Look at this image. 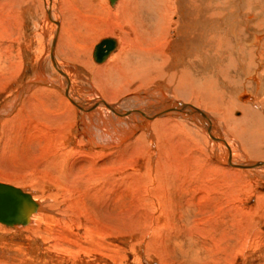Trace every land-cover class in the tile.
Instances as JSON below:
<instances>
[{"label": "rangeland", "instance_id": "obj_1", "mask_svg": "<svg viewBox=\"0 0 264 264\" xmlns=\"http://www.w3.org/2000/svg\"><path fill=\"white\" fill-rule=\"evenodd\" d=\"M106 1L53 0L52 5L48 0L49 13L45 0H0V113L10 112L12 98L22 91L24 85L37 81V85L30 87L20 98L19 110L12 115L14 117H9L10 121H4L5 118L0 121V172L12 176H8L11 180L3 182L22 186L23 190L42 199L44 204L45 198L49 200L50 197L49 203L56 207L65 206L69 201L83 211L80 217L83 224L74 222V225L72 222L66 225L59 222L51 225L53 238L50 244L56 242L59 244L56 247L46 240H35L26 229L0 223V264H264V166H253L255 162L264 161V157L256 147L241 146L234 133L237 125H231L233 119L243 116L245 106L258 104V93L254 92L255 83L245 79L246 75L242 73L244 64L236 59L235 44L229 31L228 41L223 37L216 39L217 42L213 40L211 51L201 50L199 40L198 44L192 41L191 48L174 58L178 62L176 65L187 63L190 55L191 60L195 59L191 61V75L195 76V81L201 83L204 80L207 83L208 79L215 78L218 91L220 87L224 91H220L218 101L210 99L208 94L200 97L197 93L182 95L173 88L168 90L166 87H172L176 81H168L167 73L158 79L149 77L150 84L134 91L139 99L142 98L140 101L134 100L148 106L153 113H158L161 108L168 109V112L157 115L158 118L170 117L186 124L192 130V142L183 137L184 134L170 132L171 138L163 143L166 145L161 146L162 149L160 146L148 148L146 144H141V147L140 144L134 145L133 141L138 132L121 144H113V148L97 150L103 154L113 153L110 157L88 160L84 158L85 152L80 151L79 155L71 153L67 161L60 159L62 168L53 171L51 161L64 155L67 147L73 144L67 142L61 133L63 130L57 135L64 125V121L60 120V112L66 109L64 94L52 85L42 84L40 78H46L60 87L65 85L63 77L57 76L61 74L54 69L50 55L51 44L56 39L55 54L58 61L64 64L66 72L70 71L72 90L82 99L110 96L108 88L98 82L102 64L98 65L92 60V47L94 49L106 35L118 37L119 45H124L125 37L119 28L121 24L118 25L122 22L121 18L113 13L111 1ZM221 1L224 5L222 20H237L248 42L255 34L262 32L258 47L260 52L264 50V0ZM53 11L60 26L49 17ZM234 14L237 16L232 18ZM246 21H253L249 29H245ZM83 26L86 30L91 28L89 32L93 40L85 46H75L70 37L77 27ZM237 30L234 29L235 34ZM173 46V50L180 47ZM118 51L119 46L112 51L106 63L108 66H103L106 79L114 75L109 65L113 64L112 59ZM175 54L170 53L171 56ZM138 60V57L130 55L127 62L134 64ZM216 60L222 62L220 68L228 64L223 68H231L227 71L231 73L229 77L224 78L225 75L218 73L216 65L220 63ZM201 69L203 76L200 78L198 74ZM39 71L42 72L41 76ZM141 90L144 93L155 92L154 98H143L138 93ZM240 90H245L244 95ZM236 91L243 96L238 97ZM248 96L253 98L248 100ZM258 99L261 106L258 104L260 110L256 109V114L261 113L264 118V96L260 95ZM229 100H233V103ZM175 102L179 104L178 109L171 108L176 107ZM182 104L190 107L183 108ZM233 104L240 108H233ZM192 107L210 114L213 124L211 131L218 136L215 139L227 140L232 145V161L250 163L248 168L236 169L227 164V148L219 141L221 139L216 142L208 135L204 127L206 121ZM225 109L231 110L232 120L226 117ZM182 111L189 113L186 114L189 116L183 118ZM108 169L116 175L113 184H109L111 187L105 183L98 189L80 187L78 192L70 184L77 178L83 181L88 174L97 175L99 171L104 174ZM120 171H125L124 177ZM33 177L36 183H33ZM47 177L49 184L38 186L37 181ZM15 179L22 180V184L14 183ZM67 189L71 194L64 193Z\"/></svg>", "mask_w": 264, "mask_h": 264}, {"label": "bare ground", "instance_id": "obj_2", "mask_svg": "<svg viewBox=\"0 0 264 264\" xmlns=\"http://www.w3.org/2000/svg\"><path fill=\"white\" fill-rule=\"evenodd\" d=\"M108 1L109 2L111 1L110 3L113 4V8H114L113 13H115V15L120 17L122 20V22L119 23L118 25L121 24L119 28L125 37L124 38L125 42H124V45H119V40L117 39L118 37L106 35L102 38V40L103 39H110L113 42V43H110L108 45L109 49L107 50L106 45L104 44L101 47L102 51L98 52V50H96V46L102 41V40H100V42L94 47V49L92 47L93 51H91L92 52L91 54H93V55L91 57H92V60L95 61L96 64H98V65L102 64V65H100V69H99L100 72L98 71L99 73H101V77H99L98 82L100 83V85L108 88V91L110 94L109 97H106V96L105 97L103 96L102 98H94V97L88 98L87 97V98L82 99V96H79L78 93L76 94L75 91L72 90L73 85H72V80L70 77V71L66 72V70L63 67L64 64H61L58 61V58L55 54L54 46H55V42L57 43V40L54 39L53 44H51L52 49H51L50 55L53 58L51 60H52L53 66L55 67L54 69L55 70L57 69L56 71H58L61 74V75H57V76H60L61 79L63 77L62 81H63V85L64 84L65 85L60 87V86H57V84L54 85L50 80H48L46 78L41 77L40 79L42 80V84L52 85L53 87H55V89H58L60 92H62L64 94L63 103L66 106V107L65 106L64 107L66 109L67 108L68 109L67 110L64 109L63 112H60V114H61L60 120L64 121V123H63L64 125L61 126V128L58 132L56 131L57 129L55 131L58 133L57 135H59L60 132L63 130L61 133H63L65 135L67 142H70L73 144V145H69V147L66 146L67 150H65L64 155L55 157V159L51 161L53 171H59V168H62V164H61L62 162L60 161V159L67 161L71 157V153H74V155H79L78 152H80V151L85 152L84 158L86 159V157H87L88 160H93V158L101 157V156H104V157L109 156L110 157L111 155H113V153L103 154V153H101L102 151L97 152V150L98 149L103 150L106 148H108V149L113 148L114 147L113 144H121L125 139L133 137L138 132H140V133H138V135L135 136V138L133 139L134 145L140 144V146H141V144H146L148 146V148L151 147V148L156 149V148H159V146L161 148V146H163V145L165 147L166 144H163V143L166 142L169 138H171L170 132L171 133L172 132H176V133L178 132V134H184L183 137L186 136L190 140V142H192L191 141L193 138L192 137V135H193L192 130L186 124L181 123L177 119L170 118V117L163 118V119L157 117V115H159V114L161 115L163 113L168 112V109L163 110V108H161L162 110L159 111L158 113H156V112L153 113L152 110L148 109L149 108L148 106L143 105L140 102H136L134 100V99H137L140 101L142 99V98L139 99L138 95L136 93L134 94V91L135 90L138 91L142 87L150 84V82L148 81L149 77H150L149 79H151V78L158 79V77H161L162 75L167 73L168 81H171V82L174 80L176 81V83L172 87H170V88L166 87L168 90H172L171 88H173V90L175 92L180 93L182 95H184L186 93H197V95L200 97H202L203 94L204 95L208 94V96L210 95V99L213 98V99H217L216 101H218V99H219L218 97H221V96H219V95H221L220 91L221 92L223 91V90H221L222 87H220V89L218 91V86L216 83L217 81L215 80V78L208 79L207 83H204V80L201 83L199 81H195V76L191 75L193 73V71L191 69V61H194L195 59L191 60L189 58L191 55L187 57V59H186L187 63L184 61L186 64L185 63H184V65H180V63H179V65L175 64L178 62H175L174 58H176V56L182 54L183 53L182 51H187V49L191 48L192 41H194L198 44V40H199V46L201 47V50L211 51L212 46L210 44L212 43V41L213 40L216 41V39L218 40V38H220V37H223L224 40L226 39L228 41L227 31H229L230 34L233 36V43L235 44V52H236V56H237V58L236 57L235 58L238 59V63L240 61L244 64V67H243L244 72H242V73H244V75H246L245 79L248 78L255 83L254 92L258 93L259 97H260V95L264 96V50H262L260 52L259 47H258L261 44V43L259 44V38H260V35L262 34V32H261V34H255L253 39L251 40V42H248L247 37L245 35H243L242 26H239L240 24L237 22V20H235V22H229L228 19L225 22H224V20H222V16H223L222 10L224 9V5L222 4L221 0L220 1L219 0H107L106 2L109 3ZM47 2H48V0H45L46 7L48 8V11L50 13L51 8L48 7ZM49 2H51L53 5V0H49ZM53 9H54V7H53ZM54 10H56V9H54ZM235 16H237V15L234 14L231 17L233 18ZM49 17L52 21H55V23L59 24V26H60V23H59L57 17L54 16V11L52 14H50ZM117 23H118V21H117ZM246 23H247V25H246L245 29H249V24H250V26L253 25V21L252 22L246 21ZM118 25L114 24V26H116V27ZM235 28L239 29V31L237 30L238 32L236 34L234 33ZM113 29H117V28L113 27ZM114 32L115 31H113V33ZM263 35H264V33H263ZM55 37H56V35H55ZM56 38H58V35ZM183 44H184V47H181V45H183ZM173 45H177L180 47L179 48L177 47V49L173 50V47H174ZM118 46H119L118 54H116L115 57L112 59V61H114L113 64L109 65L111 72H113V74H114L112 76L113 78L111 77V79H109L110 77L108 76L109 78L106 79V77H104V75L106 76V74L103 72V66H105V64L109 61L111 54H112V51L115 50L116 48H118ZM252 46H253V48H252ZM254 47H255V49H254ZM194 48L195 47L193 46V50H194ZM256 48H257V50H256ZM105 50H107V51H105ZM190 50L192 51V49H190ZM104 52H106V53L104 54ZM175 52L177 54H175ZM198 52H199V49H198ZM48 53H49V51H48ZM170 53H174L175 55L171 56ZM187 54H188V52H187ZM192 54L195 55L194 52ZM130 55L138 57L139 60L136 61L134 64L127 62V59L129 58ZM212 55H214V54L212 53ZM215 55H218V53L217 54L215 53ZM199 56H200V53H199ZM224 56L226 57V55H224ZM157 59H158V61H156ZM201 59L199 61V62H201L200 64H202ZM210 60H211V58H210ZM244 60H247V61H244ZM178 61H180V60H178ZM219 61H221V60L219 59ZM209 62L207 61L208 64H210ZM216 62H217V60H216ZM203 63L205 65V62H203ZM221 63L219 66H218V64L216 65V67H218V69H219L218 73H220L221 75H225V76H223L224 78L226 76L229 77L231 73L230 72L227 73V71H230L231 68L224 70L223 67L224 66L228 67V64L224 65L220 68V66L222 65ZM213 64L214 63H212V67H214ZM106 66H108V65L106 64ZM200 66H202V65H200ZM207 68H208V66H207ZM199 71H201V72L198 74V77L201 78V76H203V75H201L202 69ZM38 73L40 76L42 75L41 71H39ZM196 73H197V71L195 70L194 74L196 75ZM56 74L54 76H56ZM56 78H58V77H56ZM163 79H165V78H163ZM108 80H110V81H108ZM205 80H206V78H205ZM36 82L37 81H35V82L32 81V82L27 83L26 85H24L22 87V91L18 92L16 94V97L12 98L13 102H12L11 111L5 112V113H0V121L3 118H5L3 120L6 121L14 113H17V111L19 110V109H17V106L20 102V98L23 96V94L25 92H27V90L30 87H33V85L36 86L37 85ZM163 84H165V82ZM230 89H232V88H230ZM155 90H157V89H155ZM157 91L159 94L162 93L159 90H157ZM244 91L245 90L241 91L243 93V95L245 93ZM241 92L237 93V91H236V93L239 94L238 97L243 96L241 94ZM107 93H105V94H107ZM138 93H141L143 98L145 96V99H147V98H154L153 95L155 92H149L148 91V92L144 93V91L141 90V92H138ZM213 93H215V94H213ZM223 93H224V91H223ZM227 93H226V95H227ZM234 94H235V92H234ZM246 96H247V92H246ZM251 96H248V100L253 98ZM258 96H256L257 102L260 105V103H259L260 99H258ZM148 100H151V99H148ZM232 101H230V102L233 103ZM263 101H264V99H263ZM157 103H158V101H157ZM177 103H178V101H177ZM177 103L175 104L176 107H171V108L172 109H178L177 105H179V104H177ZM215 103L216 102H214L213 104H215ZM251 103H252V101H251ZM154 104H152V105L150 104V105L153 106ZM258 104L256 103V105H255L253 103V105L251 106L249 103V105L245 106L244 107L245 113L243 114V116H240L239 119H233L232 120V118L230 117V113H231L230 109H225V115L227 118H231L230 120H232V124H231V122H230V124L233 125V127H235V125H237L235 127V129H237V131L235 130L234 133L236 135V138L238 139V142L240 140V145L246 146V147H252V148L256 147L259 154L261 156L263 155L262 157H264V118H263V116H261V113L256 114L258 112V110H256V109L260 110V106H261V105L259 106ZM154 106H156V104ZM157 106H158V104H157ZM182 106H183V108L184 107H190L187 104H185V105L182 104ZM225 108H226V106H225ZM233 108H240V106L233 104ZM172 109H170V110H172ZM192 109L194 112L197 111L200 115L203 116L204 120L206 121V124H205L206 126L204 125V127H205V129H207L206 131H208V135L213 137L214 141L221 139L219 141H221V143L224 144V146L227 148L226 152L229 154V156L226 155V157L228 156L227 164L230 167L236 168V169L240 168V167L241 168H245V167L248 168V165L250 163L244 164V163H235L234 161H232L233 160L232 159V155H233L232 154V145H230L227 142V140L225 141V139H222V138L215 139L218 136H214V134L211 131V127L213 126V124H212L210 114L208 115L205 112H199L198 111L199 109L196 110L193 107H192ZM182 112H183L182 116H185L183 118H187L189 116V115L188 116L186 115L189 113H187L185 111H182ZM235 113H236V111H235ZM69 114L71 116H69V118H68L67 116ZM164 116H166V115H164ZM178 116H181V115H178ZM12 117H14V116H12ZM193 118H194V116H193ZM4 121H2V123ZM58 125H60V124H58ZM211 137H210V139H211ZM208 139L209 138H207V140ZM189 140H188V142H189ZM211 141H213V140H211ZM214 141L212 143H214ZM208 142H209V144L211 143L210 141H208ZM193 144H195V143H193ZM212 146L214 147V145H212ZM212 146L209 147L211 149V151L213 150ZM191 147H193L192 144H191ZM83 149H85V150H83ZM216 150H218V147ZM115 151H116V149H115ZM154 151H151V152H154ZM62 153H63V151L60 152V154H62ZM154 154H155V152H154ZM221 156H223V155H221ZM91 162L93 163V161H91ZM253 166H257V167L258 166H264V161L255 162L253 164ZM107 171L108 172H106L104 174H102L100 171L97 175L88 174V175H86V177L84 178L83 181L81 179L77 178V180H72V182H70V184H71L72 188H74L75 190L78 189V192H79L80 187H85V188H89V189H91V188L98 189L99 186L100 187L102 186V184H105V183H107V185H109L111 183L113 184V180H114V177L116 175L115 174L113 175V173L111 172L112 170H110V169H108ZM60 172L62 173V171H60ZM103 172H104V170H103ZM120 173L122 174L121 176H123L125 171L123 173L120 171ZM8 176L12 177L10 175H6L3 172H0V183L11 185L9 183L3 182L6 180H11ZM67 177L68 176H66V178ZM34 178L35 177H33L32 181H33V183L34 182L36 183V179H34ZM41 179H44V180L43 181L38 180L37 181L38 186L43 187V186H45L46 183L49 184L48 177L47 178H41ZM14 181H15L14 183H17V185L22 184V180H20V179H18V180L15 179ZM63 183L68 184L65 181ZM75 183H76V185H75ZM115 185L116 184H114V186ZM12 186H14V185H12ZM109 186L111 187L112 185H109ZM119 186H121V185H119ZM14 187L19 188L21 191H23L25 193H28L32 197V199L34 200V202L36 203L37 206H36L35 211L30 214L29 219L25 224H16V225L6 224V225L12 226V227H18L20 229H26L27 233L29 232L35 240L39 239L42 242H45V240H46V241H48L49 245H54L56 247V245L57 246L59 245L58 243L54 242V244H50V241L53 238L52 233H51V231H52L51 225L53 223H59L60 222V223L67 225V224H70L72 222H73L72 224H74V222H75L78 225L83 224L81 219H80L83 211L80 209H77V206H73L72 204L68 203L69 201L66 200L67 203L65 204V206L63 204V206L58 207V205L56 204L57 205V207H56L55 205H52L51 203H49L50 197H48L49 200L46 197L45 198L46 203L44 204L42 199H39L38 197H36V195L33 194L32 192L23 190L22 186H14ZM61 187H62V184H61ZM64 193L66 195L71 194V192L68 189L64 190ZM74 197H75V195H74ZM85 223H87V222H85ZM64 229H65V227H64ZM40 234H42V236ZM31 235H30V237H32ZM44 236H45V238H44ZM54 238H56V237H54Z\"/></svg>", "mask_w": 264, "mask_h": 264}, {"label": "water", "instance_id": "obj_3", "mask_svg": "<svg viewBox=\"0 0 264 264\" xmlns=\"http://www.w3.org/2000/svg\"><path fill=\"white\" fill-rule=\"evenodd\" d=\"M113 43L110 39H103L97 46L98 52L102 51V45ZM105 50V51H107ZM106 52H104L105 54ZM36 203L32 197L19 188L0 183V222L8 225L25 224L29 216L36 209Z\"/></svg>", "mask_w": 264, "mask_h": 264}, {"label": "crops", "instance_id": "obj_4", "mask_svg": "<svg viewBox=\"0 0 264 264\" xmlns=\"http://www.w3.org/2000/svg\"><path fill=\"white\" fill-rule=\"evenodd\" d=\"M83 28V29H82ZM77 27L76 32H74L73 36L71 38L72 44L75 46H85L86 44H89L92 42V36L90 37V27L88 30H86L85 26L83 27ZM69 35V34H68Z\"/></svg>", "mask_w": 264, "mask_h": 264}]
</instances>
